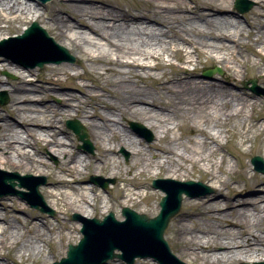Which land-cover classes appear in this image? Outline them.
<instances>
[{
  "label": "bare ground",
  "instance_id": "6f19581e",
  "mask_svg": "<svg viewBox=\"0 0 264 264\" xmlns=\"http://www.w3.org/2000/svg\"><path fill=\"white\" fill-rule=\"evenodd\" d=\"M63 1L56 7H40L38 0H0V14H14L13 24H16L0 26V42H6L11 34H19L21 27L27 29V24L38 25L44 17L49 32L63 47L56 44L75 58L83 71L70 75V68L50 65L46 67L48 74L71 80L90 79L97 90L83 84L81 93L85 100L63 92L66 107L39 106L35 101L41 99L33 92L46 93L52 88L36 87L29 78L33 70L26 67L36 66L37 58H22L26 52L18 50L12 59L15 63L0 64L1 69L17 75V80L7 89L9 103L1 108L5 114L0 115V188L13 192L20 183L18 186L28 192L16 191L26 196L31 206L46 208L44 212L50 215L53 209L57 212L55 224L45 217L20 222L9 218L12 211L21 209L20 205H7L0 199V264H37L39 258L58 253L54 239L77 243L86 234L103 237L106 247L114 244L116 254H135L133 250H138L130 238L136 239L135 235L140 233L148 236L151 229H141L136 220L124 223L122 209L145 203L141 213L152 214L157 210V207L149 209L152 198L149 192H142L143 179L161 174L165 179L160 180L198 179L216 188L210 195L208 187V192L196 186L169 187L173 192L182 191L180 206L185 198L184 208L170 226L177 258L187 264H264V196L242 201L218 199L223 190H236L230 181L264 186V177L259 180L255 173H249L242 161L248 154V149L242 148L247 142L253 143L254 136H249L252 134L261 137L262 157L257 156L258 160L252 157L250 164L254 171L255 164L259 168L264 166V99L230 86L231 80L241 78V69L261 74L260 82L264 86V68L260 63L264 62V54L250 47L249 53L258 58L252 62L242 58L238 45L246 36L251 46L257 44L264 49V0H256L258 7L245 20L247 26L224 13L232 0H192L193 6L184 0H136L134 6L112 4L108 0ZM16 38L10 37L17 44ZM52 50L59 54L52 55ZM59 57H63L61 53L48 45L46 60ZM201 58L221 66L224 73L213 76V80L220 81L195 78ZM170 59H177L182 65H174ZM61 63L70 62L57 64ZM165 68L173 71L167 73ZM57 81L49 79L47 83ZM3 83L7 81L0 79V87ZM253 92L260 95L259 89ZM69 115L87 126L96 146L94 156H81L68 149L69 135L57 123ZM126 118L138 120L152 130L154 140L143 145L120 122ZM174 130L180 133L170 136ZM228 142L238 149V155L232 149L224 150ZM120 147L129 151L127 165L113 155ZM42 148L59 157V162L53 165L46 160L40 153ZM227 155L235 159L241 180L231 175L234 165ZM87 169L115 179L112 190L117 201L98 194L93 187L76 186V179ZM34 175L48 178L47 188L42 190L44 198L39 192L40 198L34 194V189L38 191L45 185ZM65 176L73 179L66 180ZM101 180L98 186L106 182ZM11 183L13 187L9 188ZM194 190L200 194L193 193ZM200 196L204 198H195ZM121 204L125 206L121 214H115L120 220L114 218L121 226L96 227L87 221L101 216L104 219ZM72 212L81 216L77 225L65 222ZM88 238L83 243L86 248L93 243ZM98 257H104L103 251L100 250ZM151 259L157 261L155 257ZM120 260L123 261L108 259L105 264H119Z\"/></svg>",
  "mask_w": 264,
  "mask_h": 264
},
{
  "label": "rangeland",
  "instance_id": "374dc122",
  "mask_svg": "<svg viewBox=\"0 0 264 264\" xmlns=\"http://www.w3.org/2000/svg\"><path fill=\"white\" fill-rule=\"evenodd\" d=\"M108 1L112 2V4L120 3V4H128L129 6H134V4L136 3L135 2L136 0H108ZM184 1L186 2V4L188 6L194 5L192 0H184ZM234 1L235 0H232V2L229 4V6L227 7V9L224 13L232 16L233 18H236L237 20H239V22H241V24L243 26H247L245 20L248 19L251 11L254 8L258 7L257 1L256 0H246L250 3H252L253 6L251 7V9L249 11L244 12V13H238L236 11V9L234 8ZM62 2H64V1L63 0H51V1H48L44 4L41 3L40 7L49 6V5H53L56 7L57 4H62ZM13 18H14V14H7V13L0 14V26L8 27L10 25H16L15 23L13 24ZM69 20L72 22H75L73 19H69ZM42 21L44 22V24ZM47 22H48L47 19L43 17V19L37 23L43 30L46 31V33L49 35V37L52 38V40L55 43H57L58 45L59 44L62 45L60 43L59 39L56 38L53 34H51V32H49V29H48L49 26H48ZM29 26H30V24H27V28ZM20 29L21 30H20L19 34H11L7 38L19 36V35L23 34L24 31L26 30V29L22 30V27ZM240 42H242V43L238 44L240 47L239 48V52H240L239 54L242 56V58L247 57L252 62L258 61L257 57H255L251 53H249L250 47L254 48L256 51H262V53L264 54V49L262 47L260 48V45H257V44L251 46L252 43L249 41V39L246 38V36H244L240 40ZM15 44H16L15 42H11L6 46H0V64H2L4 62L5 63L6 62L15 63L12 60V59L16 58V54L18 51ZM233 45L236 46V44H233ZM62 47H63V45H62ZM68 52L70 53V55H72V52L70 50ZM193 56H194V54H193ZM22 57L28 58L29 56H28V54H26V55H22ZM164 58H166V57H164ZM170 61L174 65H178V66L182 65V63L177 61V59H170ZM200 61H201V64L198 67V70H197L198 74L195 78H198V79L199 78H205V79L213 80V76H216V75L220 76L224 73V70L221 68V66L209 63V62H207V60L205 58H201ZM150 63H152V62H150ZM260 63L263 65V68H264V62H260ZM25 64H26V66H29V65H27V63H25ZM30 64H32V63H30ZM50 65L68 67V68H70V70H69L70 75H74L75 73L83 74V71L77 65V60H75V58H74V61L72 63L45 64L42 68H39V67L31 68L30 66L26 67V68H30L33 70V73L31 75H29V78L33 80L32 83L36 87H51L52 88V89H49V91L46 93H41L39 91L33 92L36 95L35 97H37L38 99H41V101H35V102H37V104H39V106H44L46 104H49V105H54V106L66 107L67 106L65 104L66 99H64V97H66V96L62 95L61 93L67 92V93H71V94H76L78 96H82L83 100H85V96H83V94L81 93L82 85L86 84L88 89H91V90L94 89L92 87L93 86L92 80H90V79H74V80H71V79H69L63 75H58V76L49 75L48 72L46 71V67L50 66ZM186 67L188 68V67H192V66L187 65ZM164 70L167 73H170L173 71L170 68H165ZM241 71H242L241 78H239L237 80H231L230 81V86L232 87V89L236 90L238 92L241 91L244 93L251 94L252 96L257 97V98L264 99V86L260 82L262 75L259 73L255 74L253 71H249V70L246 72H243V69H241ZM151 72L156 73V74L159 73V71H151ZM209 72H211V73L208 74ZM37 74H38V77H36ZM207 74H208V76H206ZM0 79H2L3 81H7V83H3V86L0 87V98L6 99L5 104H2V105L0 104V115H4L5 113L3 111H1V108L3 109L9 103V96L10 95H9V91H7V89H10V84L17 80V75H15L12 72H9L7 70H3L0 68ZM49 79H51V80L52 79H58V81L54 82V83H47V81H49ZM214 80L220 81L219 79H214ZM253 81H255V83ZM253 85H255L256 89H259L260 95L251 91V88ZM95 91H97V90H95ZM2 93L4 95H1ZM32 102H34V101H32ZM88 109H89V111H92L91 108H88ZM70 120L78 121L76 117L69 115L67 117L62 118L61 121H59L57 123L58 127L63 129V131L67 132L68 133L67 135H69V137L66 139V142L68 143V145H67L68 149L73 150L75 153H78L81 156H94L97 153L96 146L94 144L93 139L90 137V133L88 131L87 126L84 124H81V122L78 121L80 123V125H82V127H84V129L86 130L88 140H89L91 147H92L91 151L83 149L82 143L80 141H78V139L73 134V132L66 127V122L70 121ZM120 122L129 132H131L133 137L142 140L143 145H147L151 141L154 140L152 130L145 127L138 120H135L133 118H126V119H122V120L120 119ZM131 123H138L142 127V130L137 131V130L132 129ZM183 131H185L186 134L189 133V130L183 129ZM179 133H180L179 131L174 130L173 133L170 134V136L178 135ZM249 136H254L253 137V143L250 144L249 142H247L243 146L242 149H248V152H247L248 154H247V156H245L243 158L242 161L244 164L247 165V167H248L247 171L249 173H255L258 176L259 180H263L264 173H259V172L254 171L251 164H250V159L252 157H255V156H261L262 157V153L260 152V149H259L260 144H261V137H258V136L252 135V134H249ZM197 137L201 138L200 136H197ZM236 143H238V141H236ZM236 145H238V144H236ZM28 149L32 151V148L28 147ZM231 149H232L234 155L239 154L238 149L234 148L231 142H228L227 145L224 147V150L227 152H230ZM40 153L46 160L51 162L53 165H56L59 162V157H57L56 155H53L47 149H44V148L40 149ZM113 155L119 156L123 165L128 164L129 158H130L129 157V155H130L129 151L120 147V148H117L115 150ZM227 159L231 165H234L233 166L234 168L232 169L231 175L239 179L240 178V176H239L240 172H239V169L236 168L235 159L230 155H227ZM8 172H13V171H8ZM20 175H24V174H20ZM34 176H36V175H34ZM34 176H32V177H34ZM65 177H66L65 178L66 180L73 179V178L68 177V176H65ZM36 178H40L39 181L44 182V184H45L43 186L41 185L38 189V192L43 197L42 190L47 188L48 178L45 175H39V176H36ZM101 179L106 180L107 187L105 190H103L100 186H98V184L102 183ZM158 179H165V178H163V175L161 174L156 178L153 177V178H149V179H147V178L143 179V184H144L145 189H142V192H149L151 194L152 201L150 203L149 209L154 210V208L157 207V210H154V212L152 214H148L147 212L141 213L140 211L145 209L144 205H146V204L144 203L139 207L130 208L132 211H134L138 214H144L149 218H154L155 216H157V214L159 213V209H160L159 208V201L164 194L158 189H153L151 186V183H152V181L158 180ZM167 179H169V178H167ZM239 180H241V179H239ZM76 181H77L76 186L93 187L97 190L98 194H100L104 197L109 196L111 201H117V199H118L117 194H115L112 190V187L116 184V181L113 178H109L106 173H98V172L93 171L92 169H87V170L83 171V175L78 177L76 179ZM174 181L200 182L211 190L210 195L214 194L216 191L215 190L216 188L209 186L208 182H206L205 180H198V179H193V180H179L178 179V180H176L175 179ZM230 182L235 187L236 190L230 191V192H227V190H223L222 197H220L218 199H221V198L223 199L225 197H228L231 200L242 201V200H246V199H254V198L259 197V196H264V186H262L259 183L254 184L253 182L252 183L249 182V183L243 184V182H241V181H240V183L235 182V181L234 182L230 181ZM19 184L20 183H17V185L14 186V192L15 193H11L10 190H7L5 188H0V199H4L7 205H11L12 203L13 204L17 203L20 205V208H21L20 210L18 209V210L12 211L9 218H14V219L16 218L20 222H23L24 220L28 219V222H29V221H37V220L39 221V220H41L42 217H45L50 223L55 224L56 222L54 219L57 215V212H55V210L53 209L52 210L53 214L50 215L49 213L42 211L40 207L31 206V203L26 198V196H22V195H20V193L18 191H16L18 189H23V191L25 190V192H28L27 189L19 187L18 186ZM6 190H7V192H6ZM193 193L200 194V192H198V190H194ZM195 198H204V197L200 196V197H195ZM184 201H185V198L183 197L178 213L170 219L166 229L164 230L163 238L166 241V243L170 249L171 254L174 257H176V259L178 261H180L181 263L187 264V262L185 260L177 258V255H176L177 253H176L174 246H173V243H172V239H171L172 237H171V231H170V226L172 224V220L184 208ZM123 207H125V206H123V204H121V205L115 206L113 211H110L113 213L114 218L116 220H120L119 218L116 217V215L121 214V209ZM110 212H108L106 215H108ZM75 215H76V217L77 216L80 217V218H78L77 222L75 221V219H73V217ZM59 216L62 217L61 215H59ZM103 217L104 216L96 217L95 219L101 220V219H103ZM80 220H81V216H79L78 214H75L73 212L69 213V215L65 217V222L68 224H72V225H77L78 223H80ZM80 228H81V226H80ZM78 242H79V240H78ZM77 243H73V242L67 243L65 240H63V242H60L58 240V238H56V239H54V246L58 249L57 250L58 253H54L55 254L54 256L51 255V256H47L45 258H39L37 260L38 263L37 262L36 263L37 264H47V263L52 264L54 262L60 261V259L65 257L68 245L69 244H77ZM45 251L47 252L48 248L45 247ZM142 261L143 262H149V264H160L158 261H155V260L151 259L150 257L149 258H136L132 264H140ZM115 262H117V261H115ZM119 264H126V263L124 261L120 260ZM238 264H263V263H261V262L260 263H257V262H251V263L240 262Z\"/></svg>",
  "mask_w": 264,
  "mask_h": 264
},
{
  "label": "water",
  "instance_id": "95a60500",
  "mask_svg": "<svg viewBox=\"0 0 264 264\" xmlns=\"http://www.w3.org/2000/svg\"><path fill=\"white\" fill-rule=\"evenodd\" d=\"M50 0H40L41 3H45ZM253 6L252 3L246 1V0H235L234 7L239 13L247 12L251 9ZM18 41V44L22 47V49L25 52L28 53H35L37 51H41L45 46L50 45L51 47L55 48L56 51H59L61 55L63 56L61 59L60 57L54 61L46 58H40L35 63L36 66L42 68L45 64L60 63L63 61L72 63L74 59L68 55L66 50L59 47L53 40L48 36V34L41 29L37 24L33 23L31 27L25 31V33L21 36H18L16 38ZM30 39V41H27ZM7 42H15L14 40L10 39V41H4L0 43V46L2 44H6ZM59 54V53H58ZM35 66V65H34ZM32 66V67H34ZM209 74V73H208ZM208 74L206 76H208ZM251 90L256 91L255 85L252 86ZM4 95V94H3ZM6 99H0V104H5ZM67 128L72 130V132L77 137L78 141L82 143V147L84 149H88L91 151L92 147L88 140L87 133L76 120H70L66 122ZM131 127L134 130H142V127L138 123H131ZM257 158V156H256ZM259 158H257L258 160ZM254 163V161L252 160ZM255 164V163H254ZM255 170L257 172L264 173V166L262 168H259L255 164ZM16 174V173H15ZM5 176V175H4ZM30 177V176H29ZM31 180V178L29 179ZM43 182H40V184ZM196 186L203 190V192H208L209 189L201 183H193V182H177L174 180H154L152 181V188L161 190L163 193L166 194L165 197H162L160 206L161 211L160 213L153 219H149L145 215H137L135 212L128 208L122 209V215L126 218L124 223L132 222L133 220L138 221L136 224L141 229H151L150 234L147 236L145 233H140L139 235H135L136 239L130 238L131 243L134 245L135 248H137L138 251L133 250L136 252L135 254H130V256H127V254H116L114 252L115 245L111 244V246L106 247V244H103V237L97 236V238H92L88 236V234L83 237V239L80 240L79 244L77 245H68V250L66 253V257L62 258L60 261L55 262L53 264H105V260L112 259V258H120L126 261L127 264H132L134 262V259L136 257H155L158 261H160L161 264H183L179 262L174 256L171 254L170 249L166 243V241L163 238L164 230L167 227V224L169 220L178 212L179 206H180V197H181V190H173L169 188L170 186ZM13 187V183L9 186V188ZM100 187L105 190L107 187L106 182ZM11 193H15L14 191ZM34 194L40 198L38 195V191L34 189ZM42 211H46V208H41ZM80 217L74 216L73 219H78ZM86 220V219H85ZM89 223H92L96 227H101L103 225L108 224H114V225H120L121 224L117 221H115L113 214L110 213L107 217H105L102 221H99L97 219L87 220ZM135 223V222H134ZM139 224V225H138ZM83 232L85 233V228H83ZM90 237V238H88ZM88 240H92L90 242H93L91 246H88L87 248L83 245L84 242ZM100 250L103 251L104 257L100 258L98 257V254L100 253ZM92 259L94 261H92ZM165 261V263H164Z\"/></svg>",
  "mask_w": 264,
  "mask_h": 264
}]
</instances>
